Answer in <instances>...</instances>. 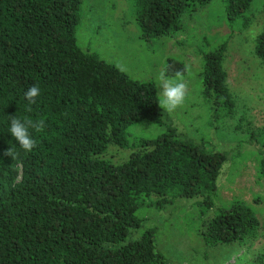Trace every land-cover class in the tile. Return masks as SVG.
<instances>
[{"label":"trees","instance_id":"obj_1","mask_svg":"<svg viewBox=\"0 0 264 264\" xmlns=\"http://www.w3.org/2000/svg\"><path fill=\"white\" fill-rule=\"evenodd\" d=\"M209 1L127 0L143 39L180 32L182 15ZM218 1L229 34L247 26L252 0ZM81 4L0 0V264H167L156 244L161 225L137 211L168 212L187 199L206 248L235 243L242 251L228 264H264L262 226L250 208L239 200L214 206L227 149L177 133L152 80L82 50ZM225 45L199 53V93L213 131L234 111ZM252 48L264 62V25ZM165 69L169 77L186 73L176 55L166 56ZM33 85L41 95L30 105L24 93ZM12 116L45 121L43 131L29 129L31 152L11 136ZM140 122L161 131L136 134L130 128ZM240 139L254 144L264 180V126ZM9 147L15 159L3 154Z\"/></svg>","mask_w":264,"mask_h":264},{"label":"rangeland","instance_id":"obj_2","mask_svg":"<svg viewBox=\"0 0 264 264\" xmlns=\"http://www.w3.org/2000/svg\"><path fill=\"white\" fill-rule=\"evenodd\" d=\"M81 12L75 34L78 46L97 52L131 78L152 80L160 99L158 76L164 59L176 55L183 61L189 95L183 106L167 112L168 119L180 135L194 142L203 140L214 150L227 149V160L216 178L214 206H228L235 200L247 205L261 222L264 251V180L258 172L254 144L240 139L264 126V62L252 48L255 35L264 25V0L251 1L249 23L231 34L218 0L182 15L180 32L149 39L140 37L127 0H82ZM225 39L221 64L234 111L213 131L206 126L208 105L199 93V53ZM130 129L145 136L161 131L159 126L145 122ZM141 209L139 215L161 225L156 244L166 254L167 264H228L242 251L235 243L206 248L195 234L197 215L189 199L168 212Z\"/></svg>","mask_w":264,"mask_h":264},{"label":"clouds","instance_id":"obj_3","mask_svg":"<svg viewBox=\"0 0 264 264\" xmlns=\"http://www.w3.org/2000/svg\"><path fill=\"white\" fill-rule=\"evenodd\" d=\"M167 69L161 71L158 76L160 82V96L158 104L161 109L171 113L181 106H183L187 96L189 95V85L186 83L184 76L181 72H176L175 76L169 77ZM41 95V89L38 85H33L28 88L24 96L28 100L29 104H35L37 98ZM45 127V121L43 119L33 121L28 118L23 120L12 116L10 121V133L15 138L19 146L26 152H31L36 146L37 142L32 137L29 129H34L36 132L43 131ZM6 156H10L13 159L18 155L11 147H9L3 153Z\"/></svg>","mask_w":264,"mask_h":264}]
</instances>
